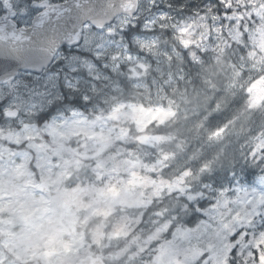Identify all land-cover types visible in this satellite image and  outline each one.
<instances>
[{"label":"snow or ice","instance_id":"1","mask_svg":"<svg viewBox=\"0 0 264 264\" xmlns=\"http://www.w3.org/2000/svg\"><path fill=\"white\" fill-rule=\"evenodd\" d=\"M175 3L179 19L171 14L172 0H149L147 11L154 16L141 21L133 12L135 22L108 28L109 36L119 32L130 75L112 89L119 95L108 112L97 114L91 126L86 117L80 120L83 141L73 142L63 131L69 122L57 116L65 107L71 110L67 115L86 112L94 102L87 92L61 91L59 102L49 97L47 107L34 108L30 121L15 126L17 134L22 128H34L35 134L0 137V264H187L178 254L183 244L175 241L178 232L196 225H206L204 235L215 234L227 247L217 255L216 247L201 246L191 264H258V253H264V192L244 186H264V0L235 8L233 0ZM167 21H174L171 27ZM159 33L171 46L165 40L161 50ZM157 54L169 68L166 75L157 69L164 93L185 81L179 66L185 62L209 71L213 65L231 68L224 91L239 109L226 116L217 102L196 125L215 158L204 148L193 158L184 138L164 131L180 120L172 99L163 97L167 104L139 99L144 92L151 96L143 81L152 66L141 57ZM129 88L136 91L125 96ZM6 103L0 100V125L21 116ZM237 129L245 162L239 174L235 166L220 173L215 164ZM242 189L244 195H238Z\"/></svg>","mask_w":264,"mask_h":264},{"label":"rangeland","instance_id":"2","mask_svg":"<svg viewBox=\"0 0 264 264\" xmlns=\"http://www.w3.org/2000/svg\"><path fill=\"white\" fill-rule=\"evenodd\" d=\"M161 3L169 2V0H160ZM248 0H233L234 8L247 3ZM149 0H144L142 3V10L140 11L139 18L143 21L146 17L151 18L154 16L153 13H149L147 8L149 7ZM171 14L176 19V14L171 10ZM242 15L244 13H241ZM187 20V17H185ZM174 21H167L166 23L171 27V24ZM123 20L118 21L114 25L115 29H119L123 27ZM199 23V21H197ZM259 31V26L256 27L253 31V35ZM141 39H144L142 37ZM147 39H152V37H147ZM159 42L161 44V50L163 49V45L165 40L169 46H171V40L167 37L162 39L160 35H158ZM259 37H257V40ZM83 49L85 51H91V55L87 56L85 59L78 54H73L71 56H67L63 58V65L60 66V70H54L46 75H42L39 77L36 76H22L16 80L14 83L13 90L9 93L8 89L0 86V100L3 97L8 96V102L6 103V108L10 109H21L24 111L32 112L33 109L39 110L40 106L44 107L48 106V98L50 97L52 101L60 97L61 91L65 94L70 95H83L85 92L89 94V96L93 99V104L88 108L87 112H84L81 109H77V115H67L71 110L67 107L63 109L62 112L58 113L57 118L63 123L64 121H68L64 126L63 131L70 135L75 142L77 139L83 141L84 139V126L80 124V120L86 117L89 121V126H91V122L95 121V116L100 114L101 112H108L113 103L112 97L116 94L112 89L116 85L114 74L117 73V70L121 75H126V78L130 75L129 72H124L123 68H117V64H124L125 69L127 70L129 67L128 61L125 59L123 52L124 47L119 39V32L117 31V36H109L106 33H102L100 35L87 34L85 41L83 43ZM264 54V53H262ZM119 55V60L112 59L113 56ZM98 57V59H97ZM154 61L149 58V56H142L141 60L151 64V71L143 81L148 86L153 85L151 88L152 97L154 98L152 101L156 103L163 102L167 104V100L163 99V97L167 96L172 99L174 102L177 101V97H183L187 95L192 88L195 86L193 82V78L196 77L199 72H201L203 65L193 66L187 62L179 65L182 67L183 74L186 76L184 82L180 83L179 86L173 85L170 89L171 94L168 92H160L159 88L163 83V79L161 76V72L157 71V69H162L163 73L166 75L169 71L168 63L164 60L162 55H155ZM160 61V63H157ZM107 65V67H101L102 65ZM193 68V71L190 72L188 69ZM73 69H78V71H73ZM108 69V71L106 70ZM84 70V73L80 71ZM176 68L173 67L172 71L175 72ZM95 77H99V79H95ZM91 78V79H90ZM71 81L70 85L65 84V81ZM153 80L157 81V83L153 84ZM191 81V82H189ZM59 82V87H57V83ZM47 85V87H45ZM94 85V87H93ZM27 87V91H23L22 88ZM69 87L76 89L79 88L78 92H69ZM9 94V95H8ZM144 97H147V94H143ZM19 109V111H20ZM30 121L27 117H25L22 113L21 116L17 117L15 121L6 120L3 125H0V137H5L9 139H21L27 136L35 134L34 128L24 129L22 128L20 133H16L15 126L20 122ZM247 187L248 192H252L253 189L257 192H264V186H261L258 182L255 186H244ZM238 195H244V191L238 193ZM206 225H196L195 227L188 229L184 228L180 232L177 233L178 239L175 241V244H183V248L179 249L178 254L184 257L187 261V264H191L196 256L199 255L201 251V246L204 248L208 247H216L217 255H220V248L223 246L224 250L227 247V241L221 240L215 234H208L205 236ZM163 244L164 241L161 240ZM241 244L242 250L246 247V242L241 238L239 241ZM247 243H254V240H249ZM259 260L258 264H264V253H258Z\"/></svg>","mask_w":264,"mask_h":264},{"label":"trees","instance_id":"3","mask_svg":"<svg viewBox=\"0 0 264 264\" xmlns=\"http://www.w3.org/2000/svg\"><path fill=\"white\" fill-rule=\"evenodd\" d=\"M121 64L124 65L122 62ZM123 69L126 70L125 67H123ZM106 70L108 71V69ZM188 70L192 72L193 68ZM127 72L128 70H126V73ZM114 75L117 80L121 74L117 70V73ZM230 75L231 68L228 64H225L222 68L213 65L211 71L208 70L206 65H203L201 72H199V74L193 78L195 86L186 95V97L181 100L179 104L178 110L180 113V120L178 122H174L168 128L164 129L166 132H172L184 138L186 141L185 148L187 149V154L193 158L200 154L201 148H204L209 152L210 158H215L217 155L215 151L207 148L206 143L202 140V134H197V123L214 111L217 102L221 103V108L222 110H225L226 116L237 112L240 107L239 104H233V97L231 95H227L224 91V88L228 82V77ZM118 79L120 81L127 80V78ZM209 80L211 83H208ZM135 91L136 90L131 88L126 89L124 95L128 96L130 92L134 93ZM167 92L172 95L170 89H168ZM117 93L119 94V92ZM225 97L227 98V103H225ZM139 98L144 100L142 96ZM185 116L187 119H184ZM245 131H247V129H245ZM238 133L239 129H237L236 132L231 135L229 140L225 141V144L228 145L227 152L222 153L220 159L216 162V171L223 173L224 171L230 170L235 166L236 171L239 174V168L244 164L245 161L242 158V142L240 141ZM165 148H168V146H165ZM205 182L211 183V181ZM183 219L187 220L188 216H184Z\"/></svg>","mask_w":264,"mask_h":264},{"label":"water","instance_id":"4","mask_svg":"<svg viewBox=\"0 0 264 264\" xmlns=\"http://www.w3.org/2000/svg\"><path fill=\"white\" fill-rule=\"evenodd\" d=\"M83 4H80L77 8L83 7ZM77 8H67L63 13L60 14L59 18L65 16L68 12L77 9ZM111 9L105 3L103 5L104 12H107ZM117 11H114L116 13ZM58 18V19H59ZM85 20H90L94 24H97L99 27L103 26L106 22H109L111 19L100 20L99 17H96L95 13L86 10V16L81 19V22ZM68 20L61 22L56 25L54 29L56 30L54 37L49 38V41L46 43L44 51L36 56V50L34 43L32 41H27L24 36L16 34L18 37H4L0 33V78L9 75V72L14 74L19 68H22L26 65H29V69L38 71L43 66H47L51 60L54 50L63 42H68L70 44L76 43L77 33L74 30L70 32L68 30L69 24ZM50 27H52L50 25ZM49 27V28H50ZM36 57H46L42 63H32L31 61Z\"/></svg>","mask_w":264,"mask_h":264},{"label":"flooded vegetation","instance_id":"5","mask_svg":"<svg viewBox=\"0 0 264 264\" xmlns=\"http://www.w3.org/2000/svg\"><path fill=\"white\" fill-rule=\"evenodd\" d=\"M32 1V0H31ZM30 1V2H31ZM39 1V0H36ZM48 3L53 2L55 0H47ZM50 1V2H49ZM61 1V0H59ZM26 3L23 6L17 5L14 0H0V4L2 5V10L0 11V23L7 19L8 22L14 23L17 27L27 28L32 24V20L41 15L43 12L42 8H32L29 6V3ZM32 5V4H31ZM71 50H75V48H70L69 46H63L60 48V52L62 53H70ZM61 62H57L50 67V70L55 69L57 64Z\"/></svg>","mask_w":264,"mask_h":264}]
</instances>
